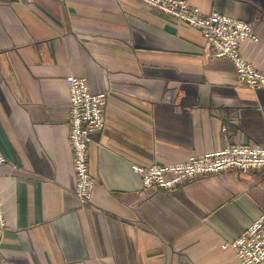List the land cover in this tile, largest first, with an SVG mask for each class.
Instances as JSON below:
<instances>
[{"label":"crops","instance_id":"0c3cea01","mask_svg":"<svg viewBox=\"0 0 264 264\" xmlns=\"http://www.w3.org/2000/svg\"><path fill=\"white\" fill-rule=\"evenodd\" d=\"M254 23L243 56L264 71V0H186ZM201 31L135 0H0V264H240L233 242L264 212V170L144 188L132 165L264 146V88L204 51ZM109 91L89 147L92 202L75 193L66 78ZM224 128H226L224 130Z\"/></svg>","mask_w":264,"mask_h":264},{"label":"built area","instance_id":"2783aa9c","mask_svg":"<svg viewBox=\"0 0 264 264\" xmlns=\"http://www.w3.org/2000/svg\"><path fill=\"white\" fill-rule=\"evenodd\" d=\"M11 1L25 5L32 2ZM135 1L198 28L206 40L204 51L207 55L229 58L242 85L254 90L264 88V71L252 65L241 52L244 42L260 41L254 23L219 12L205 14L186 0ZM66 83L70 102L69 138L76 173L75 193L80 204L86 206L92 202L96 185L89 168V147L94 142L93 136L105 131L109 91L92 92L85 77L69 75ZM4 160L0 155V161ZM132 167L140 174L144 188L171 192L200 176L232 170H264V146L228 144L222 150L192 155L183 162L147 167L133 164ZM5 228L4 206L0 197V230ZM223 247H232L240 264H264V212L236 240L225 241Z\"/></svg>","mask_w":264,"mask_h":264}]
</instances>
